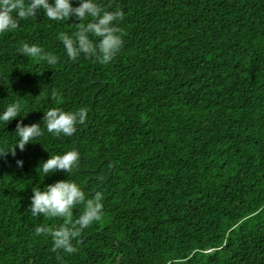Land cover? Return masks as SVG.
Masks as SVG:
<instances>
[{
	"label": "trees",
	"instance_id": "trees-1",
	"mask_svg": "<svg viewBox=\"0 0 264 264\" xmlns=\"http://www.w3.org/2000/svg\"><path fill=\"white\" fill-rule=\"evenodd\" d=\"M97 2L124 14V47L109 64L67 56L57 37L78 30L75 18L38 12L0 35V111L19 100L28 115L0 123V146L16 142L21 119L89 112L74 137L45 129L0 160V264H264V0ZM24 43L59 63L19 55ZM71 150L70 177L38 174ZM67 179L85 193L73 224L88 199L103 204L71 254L54 251L48 231L68 220L29 211L34 187Z\"/></svg>",
	"mask_w": 264,
	"mask_h": 264
},
{
	"label": "clouds",
	"instance_id": "clouds-1",
	"mask_svg": "<svg viewBox=\"0 0 264 264\" xmlns=\"http://www.w3.org/2000/svg\"><path fill=\"white\" fill-rule=\"evenodd\" d=\"M42 12L48 20L53 22H69L74 18L80 21L78 30L72 34L60 32L58 40L63 44L67 56L72 61H77L81 56L95 57L104 64L111 63L124 47V38L119 24L123 20L122 11H108L102 7L97 0H78V6H74V0H0V35L18 29L21 21L36 18L37 13ZM91 19L84 23L86 19ZM99 38V42H94ZM19 55L28 60L41 57L48 65L55 66L59 63V57L50 53H44L37 44L24 43L18 49ZM53 99L59 93L53 92ZM25 112L24 105L19 100L7 104L0 111V123L9 124ZM89 116L87 108H79L76 111H65L62 108H51L44 111L42 122L25 125L23 119L17 124L15 136L16 142L8 148L0 146V160L5 159L8 154L13 157L20 151L26 150V146L44 135L45 129L56 137H74L79 131L78 125H83ZM80 153L76 150L67 151L63 155H50L46 161H42L37 172L49 177L57 172H64L69 177L73 170L78 167ZM18 167L24 166V161H17ZM33 196L29 211L33 216H50L66 218L71 227H61L50 231L54 251L63 250L66 253H74L73 238L88 228L95 221L101 219L103 204L101 196L88 199L85 211L73 224L71 217L73 208L85 202V193L73 180L67 179L47 185L41 190L40 187L33 188ZM46 229L38 227L37 232L43 233Z\"/></svg>",
	"mask_w": 264,
	"mask_h": 264
}]
</instances>
